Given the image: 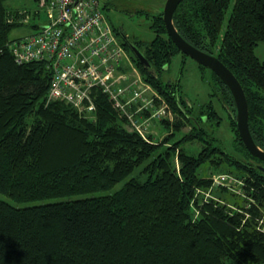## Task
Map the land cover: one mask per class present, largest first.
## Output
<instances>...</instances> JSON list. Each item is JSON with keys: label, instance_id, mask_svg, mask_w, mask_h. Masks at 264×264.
I'll use <instances>...</instances> for the list:
<instances>
[{"label": "trees", "instance_id": "obj_1", "mask_svg": "<svg viewBox=\"0 0 264 264\" xmlns=\"http://www.w3.org/2000/svg\"><path fill=\"white\" fill-rule=\"evenodd\" d=\"M5 1L0 0V193L17 204L0 197V264H264V217L256 204L264 206V173L255 165L264 161L243 143L233 95L213 70L197 62L211 93L193 119V105L179 93L181 80L163 79L174 56L188 58L169 37L163 11L151 19L152 40L129 37L155 75L113 25L143 78L178 116L166 141L149 142L125 126L100 92L96 122L64 101L47 102L51 73L43 62L15 61L9 34L24 15ZM173 21L188 42L216 55L239 79L251 134L264 149V60L255 52L264 42V0H182ZM218 100L227 108L238 158L215 144L206 127L204 117L221 122ZM160 123L168 129L167 121ZM193 140L203 147L187 151L184 145ZM206 163L243 177L251 201L202 200L197 190H208L213 181L200 174ZM143 164L144 180L133 176L114 188Z\"/></svg>", "mask_w": 264, "mask_h": 264}, {"label": "built area", "instance_id": "obj_2", "mask_svg": "<svg viewBox=\"0 0 264 264\" xmlns=\"http://www.w3.org/2000/svg\"><path fill=\"white\" fill-rule=\"evenodd\" d=\"M39 5L46 13V22L34 33L10 41L9 48L17 63L43 62L49 69L47 102L64 101L81 117L96 122V96L100 92L130 129L154 142L149 137L153 120L168 117L173 123L172 110L143 78L101 1L39 0ZM19 13L27 19V10ZM214 179L231 189L235 183L225 175Z\"/></svg>", "mask_w": 264, "mask_h": 264}, {"label": "rangeland", "instance_id": "obj_3", "mask_svg": "<svg viewBox=\"0 0 264 264\" xmlns=\"http://www.w3.org/2000/svg\"><path fill=\"white\" fill-rule=\"evenodd\" d=\"M104 7V13L115 27H122V30L131 38L142 41H150L154 38L155 33L150 28L151 19L154 15L164 10L166 0H100ZM5 5L9 10L16 9H26L27 19L21 20V24L16 26L9 34L11 40L24 37L38 30V27L42 26L46 20L47 16L43 8L39 5V0H6ZM256 54L264 60V42H261L255 49ZM209 75V71L205 72ZM204 73V74H205ZM210 78V77H209ZM164 80H172L173 82L177 80L180 81V94L189 99L194 105L193 115L199 110V106L205 104L210 98L211 86L202 78L201 69L198 67L197 62L192 58H184L181 53L174 56L170 67L163 73ZM163 96V95H162ZM164 99H166L164 97ZM167 101V100H165ZM168 102V101H167ZM169 103V102H168ZM170 106V104H169ZM217 109L220 114V125L215 129L216 126H211L208 124L209 131H214V136L216 138L215 144H220L225 147V149L230 153L231 156L238 158L239 152H237L238 146L235 145V135L230 127V121L227 117L226 111L220 102H216ZM172 115L174 118L173 123L170 120L164 118L162 120L167 121L168 129L163 126L159 120H153L151 129L153 133L149 134L150 139H155L154 142H164L166 137L173 132V125L177 119L173 108ZM196 112V113H195ZM125 126L130 129L126 124ZM192 125H186L181 129L184 134L191 129ZM207 127V128H208ZM132 130V129H130ZM134 131V130H132ZM181 134L178 135L180 137ZM168 142V141H167ZM172 143L168 142L167 145ZM184 147L189 151H197L203 147L202 142L193 140L192 142H187ZM176 165H180L177 156L174 158ZM145 164V163H144ZM140 166L131 175H129L125 180L120 181L115 185L114 188L120 187L126 180L133 176H138L141 180L146 178V175L140 174V170L144 167ZM225 166L216 167L214 163H206L200 169V174L202 176H208L213 181L211 187L208 190L199 189L197 190L198 195H203L202 200L217 196L228 201H237L247 199L251 201L247 192L244 190L245 179L243 177L237 176L229 171L226 172ZM219 175H225L232 182L235 181L233 188L228 186L219 185L214 179ZM225 180L226 178H220ZM231 182V183H232ZM226 188V191H222V188ZM213 189V190H212ZM108 192H102L98 194H106ZM235 196H233L232 194ZM0 197L12 204H17L7 196L0 193ZM237 199V200H236ZM221 201V200H220ZM32 203H27V205ZM256 204L261 208L264 217V206L256 202ZM264 219V218H263ZM262 219V220H263ZM261 221V220H260Z\"/></svg>", "mask_w": 264, "mask_h": 264}, {"label": "water", "instance_id": "obj_4", "mask_svg": "<svg viewBox=\"0 0 264 264\" xmlns=\"http://www.w3.org/2000/svg\"><path fill=\"white\" fill-rule=\"evenodd\" d=\"M181 1L182 0H166L165 2L163 10V19L169 37L173 40V42L180 49L181 52L190 56L199 64H202L213 70L228 86L233 95L236 105V123L240 137L243 143L245 144L247 150L256 158L264 161V149H262L255 142L250 131L248 101L241 82L233 73V71L216 55H213L197 48L196 46L188 42L177 30L173 18L174 13ZM118 31L122 39L128 44L133 54L140 62V64L150 74L155 75V70L149 59L145 56V54L139 49V47L134 43V41L131 40L129 36L122 30V27H119ZM255 165L261 172L264 173V164L255 163Z\"/></svg>", "mask_w": 264, "mask_h": 264}, {"label": "flooded vegetation", "instance_id": "obj_5", "mask_svg": "<svg viewBox=\"0 0 264 264\" xmlns=\"http://www.w3.org/2000/svg\"><path fill=\"white\" fill-rule=\"evenodd\" d=\"M118 28H119V25H118ZM129 37H130V36H129ZM187 56H188V55H187ZM183 57H184V56H183ZM184 58H185V57H184ZM188 58H191V57L188 56ZM196 62H197V61H196ZM208 71H209V70H208ZM205 72H206V71H205ZM209 74H210V72H209ZM206 75H207V74H206ZM207 76H209V75H207ZM169 81H171V80H169ZM207 82H208V81H207ZM208 83H209V82H208ZM209 85H210V84H209ZM216 102H220V103L222 104L223 108H224L225 111H226V109H227L226 106H225L220 100H218V101H216ZM216 102H215V105H216ZM190 103H191V101H190ZM190 105H193V104L191 103ZM199 108H200V106H199ZM216 108H217V106H216ZM192 110H194V105H193V109H192ZM198 111H199V110H198ZM195 113H196V112H195ZM197 113H198V112H197ZM197 113H196V114H197ZM226 114H227V112H226ZM190 116L192 117V119L195 118V117H194L195 115H193V114L190 115ZM204 120H205V122L207 123V124H206V127H208V124H210L211 126H213V125L216 126V127H215V129H216V128L220 125V124H219V125L216 124L217 121H215V122H208V121H207V120H208L207 117H204ZM207 129H209V127H208ZM215 129H214V131H215ZM214 131H212V132H214Z\"/></svg>", "mask_w": 264, "mask_h": 264}, {"label": "crops", "instance_id": "obj_6", "mask_svg": "<svg viewBox=\"0 0 264 264\" xmlns=\"http://www.w3.org/2000/svg\"><path fill=\"white\" fill-rule=\"evenodd\" d=\"M17 10H26V9H17Z\"/></svg>", "mask_w": 264, "mask_h": 264}]
</instances>
